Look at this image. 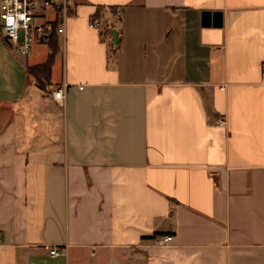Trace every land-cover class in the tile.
Returning a JSON list of instances; mask_svg holds the SVG:
<instances>
[{
    "label": "crops",
    "instance_id": "crops-1",
    "mask_svg": "<svg viewBox=\"0 0 264 264\" xmlns=\"http://www.w3.org/2000/svg\"><path fill=\"white\" fill-rule=\"evenodd\" d=\"M69 1L46 90L0 31V264H264V0Z\"/></svg>",
    "mask_w": 264,
    "mask_h": 264
},
{
    "label": "built area",
    "instance_id": "built-area-1",
    "mask_svg": "<svg viewBox=\"0 0 264 264\" xmlns=\"http://www.w3.org/2000/svg\"><path fill=\"white\" fill-rule=\"evenodd\" d=\"M49 10L54 11L51 20L46 19ZM57 11L61 19L58 33L65 36L66 22L70 16L69 0H0V31L7 44L15 48L19 55L28 57L36 44H45ZM41 20L44 21L40 22ZM98 23V20L93 19L90 27L96 28ZM68 87L64 83L62 87L54 90L53 100L60 105L64 104ZM219 124H224V120H219ZM172 240L173 236L167 235L155 239V244L165 247ZM49 251L51 256L61 254L57 248H49Z\"/></svg>",
    "mask_w": 264,
    "mask_h": 264
},
{
    "label": "trees",
    "instance_id": "trees-1",
    "mask_svg": "<svg viewBox=\"0 0 264 264\" xmlns=\"http://www.w3.org/2000/svg\"><path fill=\"white\" fill-rule=\"evenodd\" d=\"M61 25V19L59 11L56 12V17L54 22L51 24V30L49 36L46 38V45L49 48V54L47 60L36 66H29L27 68V74L31 76L36 85L41 90H46L48 86L51 85V77L53 67L55 66L56 59L61 53V46L59 40L58 28Z\"/></svg>",
    "mask_w": 264,
    "mask_h": 264
},
{
    "label": "rangeland",
    "instance_id": "rangeland-1",
    "mask_svg": "<svg viewBox=\"0 0 264 264\" xmlns=\"http://www.w3.org/2000/svg\"><path fill=\"white\" fill-rule=\"evenodd\" d=\"M53 14H54V11L53 10H49V12H48V15L46 16V19L47 20H51V19H53ZM42 21H44V20H41L40 22H42ZM107 22V21H106ZM62 51H61V54L58 56V63H60L61 64V61H62V57H63V52H64V43H63V40H62ZM13 50H14V53L16 54V52H17V50L16 49H14L13 48ZM35 50L36 51H38L39 53H34L31 57H30V63H32L33 61H35L34 59H35V57L34 56H36V57H38L36 60L37 61H43L45 58H46V55H47V50H45V45L44 44H42V45H40L39 46V44H36L35 46H34V51L33 52H35ZM17 54H18V52H17ZM19 55V54H18ZM27 58H24V60H26ZM55 90V89H54Z\"/></svg>",
    "mask_w": 264,
    "mask_h": 264
},
{
    "label": "water",
    "instance_id": "water-1",
    "mask_svg": "<svg viewBox=\"0 0 264 264\" xmlns=\"http://www.w3.org/2000/svg\"><path fill=\"white\" fill-rule=\"evenodd\" d=\"M113 41H114V44L117 46V44H118V33L116 30L113 31Z\"/></svg>",
    "mask_w": 264,
    "mask_h": 264
}]
</instances>
